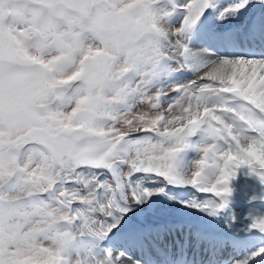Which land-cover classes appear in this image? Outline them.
Instances as JSON below:
<instances>
[{
	"label": "snow or ice",
	"instance_id": "snow-or-ice-1",
	"mask_svg": "<svg viewBox=\"0 0 264 264\" xmlns=\"http://www.w3.org/2000/svg\"><path fill=\"white\" fill-rule=\"evenodd\" d=\"M245 166L264 183V0H0V264H139L129 212L217 215ZM248 231L218 264H264Z\"/></svg>",
	"mask_w": 264,
	"mask_h": 264
},
{
	"label": "bare ground",
	"instance_id": "bare-ground-1",
	"mask_svg": "<svg viewBox=\"0 0 264 264\" xmlns=\"http://www.w3.org/2000/svg\"><path fill=\"white\" fill-rule=\"evenodd\" d=\"M246 174V173H244ZM169 192L174 191V189H168ZM167 191V190H165ZM182 194L185 196L187 194V190H182ZM158 196V195H157ZM155 197V196H154ZM160 198V197H159ZM152 198V200L149 201V204L151 205V207L153 208V214H146L143 213L142 211L138 210L136 212L135 215H133L131 212L128 213L127 216V224L125 225L126 228H135L138 225H144L143 222H147L151 224V229H156V228H164L167 227L169 225H172L177 219L182 218L183 219V223L180 226H177L178 228L182 229L184 228L185 230H190L189 231V237L186 238V248L191 245L192 243V239H196V238H204L203 236H198L196 235V230L201 228L202 229H208V230H213V231H217V226H219V219L221 218V216L223 215L225 209H223L221 215L218 213L217 215H212L209 216L207 214H205L204 212L201 213H197L195 212L194 215H192L191 213L189 214L188 211H183L181 208H178V202L177 201H173L170 203H166L167 201H165L163 199V196L161 197L162 202L160 204H156L155 199ZM154 202H151L153 201ZM159 200V201H161ZM172 200V199H171ZM177 200V199H176ZM158 201V202H159ZM181 206V205H180ZM141 207L144 208V205H141ZM140 207V208H141ZM184 207V206H183ZM151 208V209H152ZM182 210V211H181ZM151 212V211H150ZM178 214V215H176ZM176 215V216H175ZM255 215H264V205H260L257 209H250V206H247L242 212H241V216H242V226H245L248 229V225L250 223V220H247V216H255ZM183 216V217H182ZM142 218V221H140V219ZM162 222V224L160 223ZM192 222V226H190V223ZM123 223V222H122ZM202 225V226H200ZM178 228H177V232L178 233ZM233 227L230 228V230ZM154 238H156V240L161 244L164 245L166 247V251L168 255H175V256H179L180 258H184V256L182 255L183 253L180 252L179 254H176V251L173 250V246L168 242V239L170 240L171 243H173V239L171 237H169V235L167 234V232L164 230L162 235L159 233L154 232ZM194 244V243H193ZM201 246V245H199ZM213 252H214V246H213ZM205 252L203 249H200L198 252V259L194 260L197 262V260L205 258L207 255H205ZM159 256H155V261L151 262L149 260V258L146 257V255L144 253H141V260L142 262H148L149 264H169L168 262L164 263V261H161L160 258V254L156 253ZM144 262V263H145ZM182 262H178V264H181ZM183 264H188L187 262H183Z\"/></svg>",
	"mask_w": 264,
	"mask_h": 264
},
{
	"label": "rangeland",
	"instance_id": "rangeland-1",
	"mask_svg": "<svg viewBox=\"0 0 264 264\" xmlns=\"http://www.w3.org/2000/svg\"><path fill=\"white\" fill-rule=\"evenodd\" d=\"M225 2H227V0H225ZM192 156H193V153H189V157L188 158H191ZM242 169H246L247 170L248 168L246 166L245 167H241L237 171V175L230 182V187H231L232 191H231V195L227 198L228 199V203H227V206L226 207L229 208L228 210H232V209H235V210H243V208L246 207L248 204L251 205L250 197L252 195H255V193H258L260 199L264 200V183H261L260 180H259V178L257 176L251 174L252 175V180L251 181H248L244 185H240L239 184V179L237 180V177L239 176V174L242 173ZM244 173H246V172H244ZM247 173L250 174V170L249 169H248V172ZM247 185L249 186V189H248V186ZM242 188H245V189H242ZM179 190H182V189H174V191L171 192L170 197L165 196L164 193H159V194H157L158 196L156 195L153 198L157 199V197H158L157 200H155V199L154 200H155L156 204H160L162 202L161 197L163 196V199L165 201H167L166 202L167 204L170 203V202H173V201H177L178 202V206H179L178 208H181L183 211H188L189 214L191 213L192 215H194L195 212L201 213V211H199L197 209H196L197 211H195V208H185L184 204L181 203V198L178 197V195H177V191H179ZM245 190H248V191H246L247 193L245 192ZM210 195L211 194H204V197L205 198H210ZM154 200L151 201V202H154ZM159 200H161V201H159ZM263 204L264 203H262V205ZM141 209H143V207H141ZM192 210H194L195 212L192 211ZM133 211L137 212L138 210L133 209ZM150 211H148L149 213L148 212H144V211H142V212L143 213H146V214L147 213L148 214H153V208ZM220 213H221V211L219 212V214ZM176 215H178V214H176ZM234 218L238 219V217H234Z\"/></svg>",
	"mask_w": 264,
	"mask_h": 264
}]
</instances>
